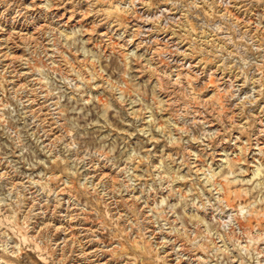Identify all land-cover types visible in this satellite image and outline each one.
I'll list each match as a JSON object with an SVG mask.
<instances>
[{"label":"rangeland","instance_id":"374dc122","mask_svg":"<svg viewBox=\"0 0 264 264\" xmlns=\"http://www.w3.org/2000/svg\"><path fill=\"white\" fill-rule=\"evenodd\" d=\"M0 264H264V0H0Z\"/></svg>","mask_w":264,"mask_h":264},{"label":"bare ground","instance_id":"6f19581e","mask_svg":"<svg viewBox=\"0 0 264 264\" xmlns=\"http://www.w3.org/2000/svg\"><path fill=\"white\" fill-rule=\"evenodd\" d=\"M85 252V251H84Z\"/></svg>","mask_w":264,"mask_h":264}]
</instances>
